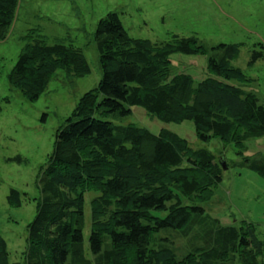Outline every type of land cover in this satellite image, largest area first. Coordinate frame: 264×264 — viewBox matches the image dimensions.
<instances>
[{
	"label": "trees",
	"instance_id": "16d2710c",
	"mask_svg": "<svg viewBox=\"0 0 264 264\" xmlns=\"http://www.w3.org/2000/svg\"><path fill=\"white\" fill-rule=\"evenodd\" d=\"M18 1L0 0V39L11 26ZM27 38L8 80L28 99L38 98L57 69L71 77L89 73L80 47ZM93 39L101 78L56 130L37 179L39 196L27 225L24 264H181L185 260L171 246L173 233L185 237L196 255L186 264H223L230 254L239 264H264L254 226L223 225L203 206L222 181L227 166L223 157L217 159L204 147L193 149L166 128L153 133L114 122L137 105L164 122L190 120L200 141H234L242 153L248 138L264 136V104L252 92L224 81L233 76L227 62L235 47H211V76L194 83L191 75H170L168 69L174 52L206 51L190 37L174 35L172 41L152 44L131 37L118 14L110 11L98 20ZM258 56L254 53L251 61ZM241 164L264 177V152L258 158L244 157ZM87 191L95 195L85 215ZM20 197L11 188L7 201L20 206ZM0 264H20L9 261L1 235Z\"/></svg>",
	"mask_w": 264,
	"mask_h": 264
},
{
	"label": "rangeland",
	"instance_id": "374dc122",
	"mask_svg": "<svg viewBox=\"0 0 264 264\" xmlns=\"http://www.w3.org/2000/svg\"><path fill=\"white\" fill-rule=\"evenodd\" d=\"M110 11L118 14L131 37L159 44L177 35L190 37L204 48L205 52L197 54L170 55L169 74L184 72L194 83L211 76L207 67L211 47L233 45L235 52L227 62L233 76L224 81L252 92L264 104V0H19L11 26L0 39V235L6 241L11 263L24 264L29 244L27 225L34 217L35 198L39 196L37 179L53 149L56 130L83 93L97 86L101 78L93 34L98 20ZM29 35L43 37L47 43L63 41L80 47L89 73L71 77L57 69L38 98L28 99L9 83L8 74ZM254 53L260 56L251 61ZM114 122L133 123L153 133L166 128L184 137L193 149L204 147L217 159L223 157L227 166L222 181L203 206L223 225L246 222L254 226L262 242L259 258L264 261V177L241 164L244 157H260L264 136L248 138L239 153L234 141L217 137L200 141L190 120L164 122L137 105ZM11 188L21 194L20 206L7 201ZM86 195L85 215L95 193ZM86 221L85 243L88 216ZM171 236L176 257L185 260L181 264L196 256L185 237ZM223 264L239 263L235 254H230Z\"/></svg>",
	"mask_w": 264,
	"mask_h": 264
},
{
	"label": "water",
	"instance_id": "95a60500",
	"mask_svg": "<svg viewBox=\"0 0 264 264\" xmlns=\"http://www.w3.org/2000/svg\"><path fill=\"white\" fill-rule=\"evenodd\" d=\"M224 166V165H223Z\"/></svg>",
	"mask_w": 264,
	"mask_h": 264
}]
</instances>
